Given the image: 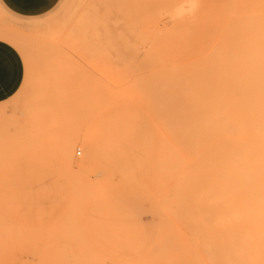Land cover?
I'll return each mask as SVG.
<instances>
[{
	"label": "rangeland",
	"instance_id": "374dc122",
	"mask_svg": "<svg viewBox=\"0 0 264 264\" xmlns=\"http://www.w3.org/2000/svg\"><path fill=\"white\" fill-rule=\"evenodd\" d=\"M74 3L86 24L70 42L55 24ZM188 11L175 0H58L21 18L0 5V43L19 58L0 64V264L26 234L34 237L33 264H264V249L231 243L250 209L230 208L228 191L209 184L207 143L180 134L196 127L144 118L131 125L144 67L131 72L129 45L140 59L147 38L137 35L172 27L174 14ZM78 24L64 27L73 34ZM57 46L72 59L50 56ZM49 124L58 132L47 133ZM65 130L80 137L68 165L59 154ZM86 139L114 142L133 183L117 193L98 188L85 163Z\"/></svg>",
	"mask_w": 264,
	"mask_h": 264
},
{
	"label": "bare ground",
	"instance_id": "6f19581e",
	"mask_svg": "<svg viewBox=\"0 0 264 264\" xmlns=\"http://www.w3.org/2000/svg\"><path fill=\"white\" fill-rule=\"evenodd\" d=\"M209 2L210 11L205 0H175L177 8L189 9L186 16L175 13L172 27L151 34L142 30L137 36L147 42L140 59L137 46L129 45L131 72L144 67L142 80L134 86L140 105L131 125L136 127L144 118L148 123L196 127L182 129L180 134H195L207 143L209 184L228 191L230 208L243 205L250 209L241 214L245 224L232 235L231 243L244 250L264 249V0ZM116 5L115 22L121 25L125 13L120 12L121 3ZM84 16L83 8L74 3L55 24V32H65L73 42L74 33L82 29V22L86 24ZM70 19L79 22L73 34L64 27ZM119 30L116 34L121 39ZM132 30L129 26L125 31L132 34ZM50 56L73 57L58 46ZM45 129L47 133L59 130L50 124ZM60 136V158L68 165L69 151L80 137L74 130ZM84 146L85 163L94 167L93 183L98 188L117 193L133 183L114 142L86 139ZM26 235L15 239L13 252L2 253V264L10 258L14 264H33L34 237Z\"/></svg>",
	"mask_w": 264,
	"mask_h": 264
},
{
	"label": "crops",
	"instance_id": "0c3cea01",
	"mask_svg": "<svg viewBox=\"0 0 264 264\" xmlns=\"http://www.w3.org/2000/svg\"><path fill=\"white\" fill-rule=\"evenodd\" d=\"M58 0H0V5L9 14L16 17H35L51 9ZM10 49L0 43V64H15L19 62ZM11 66V65H10ZM8 67V66H5ZM36 72V71H35Z\"/></svg>",
	"mask_w": 264,
	"mask_h": 264
}]
</instances>
